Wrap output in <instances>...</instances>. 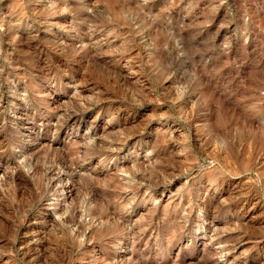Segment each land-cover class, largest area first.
<instances>
[{"label": "rangeland", "instance_id": "rangeland-1", "mask_svg": "<svg viewBox=\"0 0 264 264\" xmlns=\"http://www.w3.org/2000/svg\"><path fill=\"white\" fill-rule=\"evenodd\" d=\"M0 264H264V0H0Z\"/></svg>", "mask_w": 264, "mask_h": 264}]
</instances>
